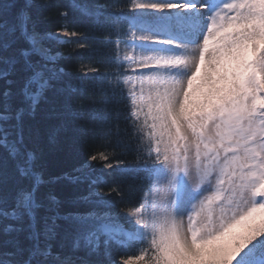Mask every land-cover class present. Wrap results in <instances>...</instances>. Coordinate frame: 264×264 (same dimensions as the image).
Masks as SVG:
<instances>
[{
	"label": "snow or ice",
	"instance_id": "obj_1",
	"mask_svg": "<svg viewBox=\"0 0 264 264\" xmlns=\"http://www.w3.org/2000/svg\"><path fill=\"white\" fill-rule=\"evenodd\" d=\"M73 6L106 46L90 118L111 128L120 98L137 144L121 171L150 191L117 210L119 183L90 163L112 169L104 151L49 173L47 150L81 116L71 97L89 86L59 67L50 44L71 41L40 27L45 6L0 0V264H264V0ZM63 35L85 47L88 34Z\"/></svg>",
	"mask_w": 264,
	"mask_h": 264
},
{
	"label": "trees",
	"instance_id": "obj_2",
	"mask_svg": "<svg viewBox=\"0 0 264 264\" xmlns=\"http://www.w3.org/2000/svg\"><path fill=\"white\" fill-rule=\"evenodd\" d=\"M17 2L22 3L23 0H17ZM33 2L45 6L40 16V27L43 30L60 34L68 29L88 34L87 39L80 41L85 44V47H81L80 43H77L79 37L69 36L68 40L71 41L69 43L53 41L50 44L53 55L60 54L58 65L69 74L70 83L77 88L81 84L89 87L87 92H76L71 97L70 103L74 107L78 103L82 105L77 109L81 116L73 121V131L68 134L71 136V140L62 138L58 145L47 150L48 171L53 175L72 172L81 166L89 154L107 152L114 157L110 161L113 165L112 169L103 168V161H91L90 163L100 165L96 171L97 173L103 171V179L107 181L108 185L115 187V183H119L123 201L117 204V210H126L127 206L140 202L148 184L142 178L135 175H124L121 171L124 166L121 161L127 164L137 162V144L128 140V134L125 131L126 121L124 120L127 112L120 98H112L107 105L111 110V128L102 127L97 121L90 118L93 110L103 107L101 103L104 99L103 93L93 87L98 78L89 69L96 66L101 74L107 71L104 56L106 46L100 43L104 33L91 30V21L81 16L79 10L73 6L74 0H33ZM85 2L104 5L108 11L131 12L128 0H75V3ZM65 11L68 13L67 16H62L61 12ZM81 77L84 79H80ZM118 142L120 146H117ZM104 192H108L107 187L104 188ZM112 196L117 201L120 200V196L116 192H113ZM116 259L119 261L120 257L117 256Z\"/></svg>",
	"mask_w": 264,
	"mask_h": 264
},
{
	"label": "rangeland",
	"instance_id": "obj_3",
	"mask_svg": "<svg viewBox=\"0 0 264 264\" xmlns=\"http://www.w3.org/2000/svg\"><path fill=\"white\" fill-rule=\"evenodd\" d=\"M131 7V6H130ZM59 36H60V38L61 39H67L68 38V36H65V35H63V33H60V34H58ZM128 39H131V37H128ZM122 50H123V47H122ZM122 54H123V51H122ZM149 191H150V186H149V188H148V190L145 192V194H144V196H143V198H142V200L145 198V196L149 193Z\"/></svg>",
	"mask_w": 264,
	"mask_h": 264
},
{
	"label": "water",
	"instance_id": "obj_4",
	"mask_svg": "<svg viewBox=\"0 0 264 264\" xmlns=\"http://www.w3.org/2000/svg\"><path fill=\"white\" fill-rule=\"evenodd\" d=\"M56 42V41H55Z\"/></svg>",
	"mask_w": 264,
	"mask_h": 264
}]
</instances>
